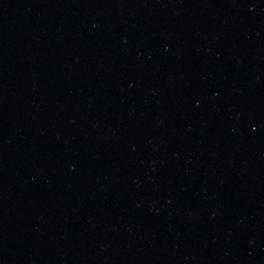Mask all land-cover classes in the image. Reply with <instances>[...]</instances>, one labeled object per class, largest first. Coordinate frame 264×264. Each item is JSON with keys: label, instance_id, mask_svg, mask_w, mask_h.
<instances>
[{"label": "water", "instance_id": "95a60500", "mask_svg": "<svg viewBox=\"0 0 264 264\" xmlns=\"http://www.w3.org/2000/svg\"><path fill=\"white\" fill-rule=\"evenodd\" d=\"M0 264H264V0H0Z\"/></svg>", "mask_w": 264, "mask_h": 264}]
</instances>
